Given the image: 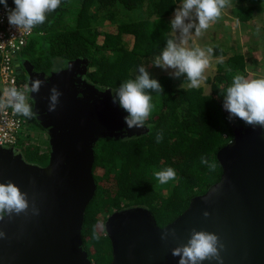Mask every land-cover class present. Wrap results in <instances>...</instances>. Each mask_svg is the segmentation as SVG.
I'll return each instance as SVG.
<instances>
[{
	"label": "trees",
	"instance_id": "16d2710c",
	"mask_svg": "<svg viewBox=\"0 0 264 264\" xmlns=\"http://www.w3.org/2000/svg\"><path fill=\"white\" fill-rule=\"evenodd\" d=\"M180 2L61 0L60 6L47 14L45 23L33 28L34 34L23 50L29 54L26 60L45 75L53 71L58 59L65 63L86 60L83 78L97 88L114 92L120 83L135 78L138 66L145 67L146 61L152 62L166 46L172 31L170 17ZM7 3L14 7L12 0ZM230 7L241 24L256 26L252 20L264 14V0H231ZM259 25L264 30V23L259 21ZM215 46L212 57L223 60L216 63L215 74L205 79L208 94L201 87H184L188 81L183 75L176 79L148 71L163 92H150L154 107L145 122V132L96 141L92 166L96 194L85 210L81 230L84 251L90 261L95 258L93 264H109L111 260L104 231L109 215L142 207L162 228L174 221L192 198L204 194L219 180L217 152L232 140L234 126H247L238 118L229 121L222 94L234 75L249 76L254 61L240 51L227 56L220 44ZM24 119L41 128L35 119ZM157 132L163 133L159 143ZM22 151L29 164L47 165L50 148L44 152L29 145ZM202 156L216 165L215 170L201 163ZM165 167L175 169L177 178L161 184L154 171Z\"/></svg>",
	"mask_w": 264,
	"mask_h": 264
},
{
	"label": "water",
	"instance_id": "95a60500",
	"mask_svg": "<svg viewBox=\"0 0 264 264\" xmlns=\"http://www.w3.org/2000/svg\"><path fill=\"white\" fill-rule=\"evenodd\" d=\"M87 65L86 60L67 62L62 70L45 75L29 61L14 59L17 75H25L29 86L33 79L47 81L39 93L29 95L50 152L47 165L37 167L20 152L0 148V183L13 181L29 203L26 213L0 220V231L6 234L0 238V264H93L81 239L85 210L96 194L93 148L98 139L130 138L145 129H127V113L111 102L113 92L83 79ZM52 86L62 95L56 111L48 112ZM232 132L231 142L216 154L219 180L192 198L174 221L160 228L142 207L106 218L109 264H178L171 249L186 243L192 228L219 237L222 264H264V129L234 126ZM170 231L175 235L162 241L161 234Z\"/></svg>",
	"mask_w": 264,
	"mask_h": 264
},
{
	"label": "clouds",
	"instance_id": "9594fccd",
	"mask_svg": "<svg viewBox=\"0 0 264 264\" xmlns=\"http://www.w3.org/2000/svg\"><path fill=\"white\" fill-rule=\"evenodd\" d=\"M12 2L14 4L12 8L9 7L7 0H0V5L4 7L8 24L19 31H31L34 27L44 24L47 14L54 12L61 4V0H12ZM230 6L231 0H181L170 21L174 36L166 40V46L152 60V64L162 69H172L171 76L179 78L183 75L190 88H198L206 79L204 73L210 66L213 48L189 47L188 40L193 35L200 37L212 22L220 18L222 10ZM137 72L135 78L120 83L111 95V102L127 113L123 117L127 129L145 127V122L154 107L150 92L159 94L163 92L158 80L152 78L143 65L138 66ZM46 83L45 80L33 79L30 86L28 83L23 90L15 86L5 87L0 93V112L11 109L16 115L27 119L37 118L40 113L34 110L28 94L39 93ZM61 95L56 86L49 89L48 112L56 111ZM222 95V107L228 112L229 121L238 118L247 126L264 129V77L248 78L237 73ZM162 139L163 133L157 132L156 142L159 143ZM201 163L207 165L210 170H215L216 165L209 164L204 156L201 157ZM154 176L161 184L177 178L172 167L154 171ZM26 197L27 193L21 192L13 181L0 183V220L6 217L11 220L13 215L26 213L29 209ZM32 213L38 214V209L34 205ZM203 215L207 217L209 213L204 212ZM169 235L174 236V231L163 232L160 238L166 241ZM0 238H6L5 232L0 231ZM94 238L99 237L94 234ZM223 248V243L215 233L192 228L187 242L171 249V254L179 257L178 264H200L205 260H215L222 264L220 252Z\"/></svg>",
	"mask_w": 264,
	"mask_h": 264
},
{
	"label": "rangeland",
	"instance_id": "374dc122",
	"mask_svg": "<svg viewBox=\"0 0 264 264\" xmlns=\"http://www.w3.org/2000/svg\"><path fill=\"white\" fill-rule=\"evenodd\" d=\"M173 16L174 13L170 17L171 20L173 19ZM259 21L264 23V14L256 15L252 20V23H255L256 26H252V24H241L234 18L231 7H227L222 10L220 18L212 22L213 24L211 23L209 28L200 37H196L195 35L190 37L187 46L214 48L216 47L215 45L220 44L223 47V50L227 53V56H230L231 54H234L238 51H240L244 56L248 54L249 57H246L249 60L254 61L252 63L253 73L255 74L256 72H260L259 75H264V30L261 27L262 24L259 25ZM219 24H221V26L218 27ZM170 35L171 37H173L174 33L171 31ZM176 35L178 36L179 33L177 32ZM36 47H38V44L36 45ZM26 53L27 52L22 51L19 54V60L21 62L28 58L29 54ZM219 60L223 59L221 57H211L210 66L205 70L204 73L205 78L211 77L215 74L216 63ZM65 65L66 63L64 61L58 59L55 61V64L52 68L53 71L51 72L62 70ZM145 68L147 71L157 76H171V72L173 71L172 69H162L160 67H156L152 64L151 61H146ZM250 77L251 76L249 75L248 78ZM182 78L183 76H180L176 79ZM18 79L22 82H27L26 77L19 74ZM183 86L189 87L188 84ZM199 87L203 88L204 94L209 93V85L205 83V80ZM22 121L23 126L21 132L19 133V148L17 149L22 151V148L26 149V146L30 145L33 147L38 146L42 149V151L48 152L49 143L46 132L42 128H39L36 124L31 122V120ZM20 144H22V147H20ZM25 153L26 152L22 154L23 157L25 156ZM93 259L95 258L91 257L92 263H94Z\"/></svg>",
	"mask_w": 264,
	"mask_h": 264
},
{
	"label": "built area",
	"instance_id": "2783aa9c",
	"mask_svg": "<svg viewBox=\"0 0 264 264\" xmlns=\"http://www.w3.org/2000/svg\"><path fill=\"white\" fill-rule=\"evenodd\" d=\"M10 8L12 6L9 5ZM34 34L31 31L18 30L8 24L4 7L0 6V90L15 86L23 90L27 82L18 79L14 59L27 46ZM29 95V94H28ZM30 102V95H29ZM23 116L16 115L11 109L0 112V148L13 149L19 143V133L22 130ZM226 138V135H223ZM229 141L228 143H230Z\"/></svg>",
	"mask_w": 264,
	"mask_h": 264
},
{
	"label": "crops",
	"instance_id": "0c3cea01",
	"mask_svg": "<svg viewBox=\"0 0 264 264\" xmlns=\"http://www.w3.org/2000/svg\"><path fill=\"white\" fill-rule=\"evenodd\" d=\"M251 54H252V53H251ZM246 56L249 57L248 54H246ZM251 66H252V65H251ZM251 71H252V72H251ZM259 73H260V72H258V73L256 72V73L254 74V73H253V69H252V67H251V70H250V72H249V75L251 76L250 78L264 77L263 74H260V75H259Z\"/></svg>",
	"mask_w": 264,
	"mask_h": 264
},
{
	"label": "flooded vegetation",
	"instance_id": "af4514ba",
	"mask_svg": "<svg viewBox=\"0 0 264 264\" xmlns=\"http://www.w3.org/2000/svg\"><path fill=\"white\" fill-rule=\"evenodd\" d=\"M18 57V59H19V56H17ZM26 60V59H25ZM63 68H65V67H63ZM22 76H24L25 77V75H22ZM30 103H31V101H30ZM33 105V104H32ZM16 152H20V150H18V151H16ZM15 152V153H16ZM20 154L22 155L23 153L22 152H20ZM23 157V156H22ZM23 159L26 161V159H25V157H23ZM27 162V161H26ZM28 163V162H27ZM32 165V164H31Z\"/></svg>",
	"mask_w": 264,
	"mask_h": 264
}]
</instances>
